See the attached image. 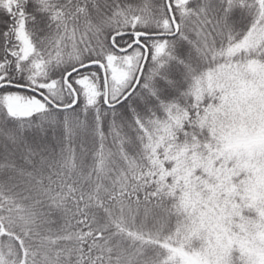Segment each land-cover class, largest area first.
Wrapping results in <instances>:
<instances>
[{
	"label": "snow or ice",
	"instance_id": "obj_1",
	"mask_svg": "<svg viewBox=\"0 0 264 264\" xmlns=\"http://www.w3.org/2000/svg\"><path fill=\"white\" fill-rule=\"evenodd\" d=\"M0 264H264V0H0Z\"/></svg>",
	"mask_w": 264,
	"mask_h": 264
}]
</instances>
